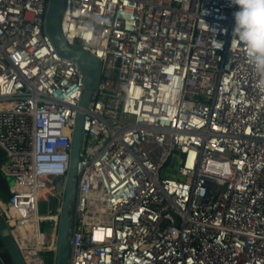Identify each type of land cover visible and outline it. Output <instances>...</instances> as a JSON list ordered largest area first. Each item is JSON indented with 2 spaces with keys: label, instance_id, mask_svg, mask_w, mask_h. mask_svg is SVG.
Returning a JSON list of instances; mask_svg holds the SVG:
<instances>
[{
  "label": "built area",
  "instance_id": "1",
  "mask_svg": "<svg viewBox=\"0 0 264 264\" xmlns=\"http://www.w3.org/2000/svg\"><path fill=\"white\" fill-rule=\"evenodd\" d=\"M49 1L0 0V215L25 264L55 254L84 89L45 33ZM235 10L63 0L62 41L99 64L67 264H264V77L232 40Z\"/></svg>",
  "mask_w": 264,
  "mask_h": 264
},
{
  "label": "water",
  "instance_id": "2",
  "mask_svg": "<svg viewBox=\"0 0 264 264\" xmlns=\"http://www.w3.org/2000/svg\"><path fill=\"white\" fill-rule=\"evenodd\" d=\"M63 0H50L45 22V33L49 37L55 51L62 58L76 63L84 77V89L79 101L80 111L77 112L72 134L69 168L65 178H60V191H63L61 200V212L57 229V246L55 254L45 253L44 264H67L70 255V237L74 226L73 212L77 183V164L81 160L79 156L82 142L83 114L81 110L89 104V98L96 86L99 64L97 60L82 51L67 47L62 41L58 31V21L62 10ZM4 153L0 150V163ZM174 162V159H173ZM10 182L0 174V197L7 199ZM50 189L51 186H48ZM62 188V190H61ZM54 256V257H53ZM0 264H25L18 251L12 235L0 215Z\"/></svg>",
  "mask_w": 264,
  "mask_h": 264
},
{
  "label": "clouds",
  "instance_id": "3",
  "mask_svg": "<svg viewBox=\"0 0 264 264\" xmlns=\"http://www.w3.org/2000/svg\"><path fill=\"white\" fill-rule=\"evenodd\" d=\"M232 3L236 6L232 40L243 46L253 68L264 77V0H232ZM214 44L223 47V41L215 40Z\"/></svg>",
  "mask_w": 264,
  "mask_h": 264
},
{
  "label": "rangeland",
  "instance_id": "4",
  "mask_svg": "<svg viewBox=\"0 0 264 264\" xmlns=\"http://www.w3.org/2000/svg\"><path fill=\"white\" fill-rule=\"evenodd\" d=\"M166 171H168V170H166ZM9 182L11 183V180L10 179H9ZM56 203H57V200H54L53 205H55ZM43 205H44V203H43Z\"/></svg>",
  "mask_w": 264,
  "mask_h": 264
}]
</instances>
